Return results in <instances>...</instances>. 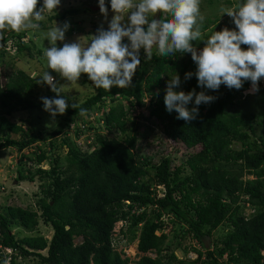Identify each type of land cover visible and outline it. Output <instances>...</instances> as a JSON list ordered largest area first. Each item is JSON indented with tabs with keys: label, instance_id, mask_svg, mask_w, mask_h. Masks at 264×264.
<instances>
[{
	"label": "trees",
	"instance_id": "16d2710c",
	"mask_svg": "<svg viewBox=\"0 0 264 264\" xmlns=\"http://www.w3.org/2000/svg\"><path fill=\"white\" fill-rule=\"evenodd\" d=\"M242 2L232 0L233 5ZM85 4L46 13L40 29L68 14L77 16ZM105 5L111 11L110 0ZM73 20L82 31L84 19ZM217 20L212 15L204 21L205 38L222 25L235 30L230 17L225 24ZM90 25L89 41L98 28L92 20ZM27 32L0 33V158L14 150L20 160L9 167L11 172L8 168L10 179L38 186L32 205L0 208V264H264V78L253 95L246 94L251 82L240 90L224 85L215 92L204 90L194 75L184 80L185 73L196 71L190 53L162 57L154 47L151 58L141 59L131 87H94L75 102L76 109L69 107L55 118V128H40L10 120L27 110L48 114L41 101L32 99L36 78L6 66L15 57L43 64L42 45ZM193 44L198 50L205 46ZM175 74L181 79L175 91L203 90L217 97L200 105L190 124L165 110L166 82ZM145 106L148 115H135ZM80 108L86 115H79ZM151 120L166 125L174 141L192 151L182 164L174 165L168 155L139 153V124ZM119 222L122 236L137 241L143 254L135 263L116 251L113 235ZM40 225L51 230L49 237L41 234ZM176 250L194 252L196 258H179Z\"/></svg>",
	"mask_w": 264,
	"mask_h": 264
},
{
	"label": "clouds",
	"instance_id": "9594fccd",
	"mask_svg": "<svg viewBox=\"0 0 264 264\" xmlns=\"http://www.w3.org/2000/svg\"><path fill=\"white\" fill-rule=\"evenodd\" d=\"M60 2L43 0L37 9L38 0H0V33L5 29L15 32L40 29L45 14H56ZM89 8L99 9L107 19L105 0H98V7ZM110 8L113 16L107 29L103 25L98 27L87 44H82L81 38L64 42L70 25L54 21V27L44 34L49 43L44 55L51 72L71 83H77L81 75L86 74L97 89H127L141 64V49L145 58H151L155 47L162 57L190 53L196 71L185 73L184 80L194 75L201 89L215 92L224 85L230 90H240L245 82H251L248 92L259 91V82L264 78V0H243L222 8L235 30L225 27L206 38L200 0H110ZM156 14L160 15L159 19L153 18ZM196 41H202L205 46L198 50L193 44ZM57 42H61L62 47H57ZM241 45H246L247 49H242ZM36 82L47 85L56 94L54 98H40L43 110L50 116V127L55 126V118L65 114L69 107H78L75 102L68 103L62 94L65 85L50 71L43 72ZM180 84L178 74L166 82L165 110L176 112V119L190 124L198 118L199 106L211 104L217 97L203 90L175 91ZM190 104L193 106L189 107ZM86 112L80 108L79 115L84 116Z\"/></svg>",
	"mask_w": 264,
	"mask_h": 264
},
{
	"label": "rangeland",
	"instance_id": "374dc122",
	"mask_svg": "<svg viewBox=\"0 0 264 264\" xmlns=\"http://www.w3.org/2000/svg\"><path fill=\"white\" fill-rule=\"evenodd\" d=\"M87 1L89 4H85L83 6V9L79 12V14L75 17H73L76 20H80L83 18L84 20L81 23L82 31H79L80 27L75 25L74 23L76 21L73 20L72 16L69 14L65 18L64 21H55L57 24H63L64 22H68L70 27L68 31L65 34V41L64 42H75L78 38H81L82 44H87L89 40L85 35V32L90 30V21L92 20L97 27H100L103 25L105 29L108 27V22L111 20L113 13L112 11H108V17L105 19L104 16L101 15L99 9H91L86 10L88 6H94L98 7V0H69L66 2H60V6L56 9L57 12L61 13L64 10H69L70 8L74 7L75 5L79 3H83ZM40 5H42L43 0H39ZM38 4V5H39ZM215 5H211L210 7L207 6L206 0H200V12L205 17V20L207 18H211L212 15L216 16L218 18V22L221 24H225V20L228 19L229 16L226 14H223L221 9L228 6H233L232 0H218L214 3ZM40 5L37 7V9L40 7ZM157 15V14H156ZM153 18L156 19V16ZM127 19V18H126ZM90 20V21H89ZM50 28L48 29H40V30H28L26 37H32L33 41H38L43 48V54L45 52V49L49 47L48 41L45 39V33L54 27V21L49 24ZM225 25L219 26V28H224ZM73 29V32L71 35L69 34V30ZM75 28V29H74ZM218 29V28H217ZM218 31H220L218 29ZM127 42V41H125ZM57 47H62L61 42H57ZM144 51L141 49L140 56L141 59H143ZM42 59V57H40ZM8 60V59H6ZM43 64H40L36 58L29 59L28 57H23L22 59H19L15 57L12 59L11 63L7 62L6 66L9 68H12L14 71L22 70L26 74L30 75L32 78L39 79L40 75L45 71H51L48 68L47 64V58L44 55ZM56 78V77H55ZM88 77L86 74H82L79 78L77 83H71L64 81L60 76L56 78L57 81H59L60 84H64L63 92L62 94L66 96L68 99H70L71 102H77L82 100L85 95H88L89 93L94 92V86L91 84V82L87 81ZM36 83V90L34 94L32 95V99L36 102L41 101V97H55V93H53L50 88L47 85H41ZM246 94H250L248 91ZM253 95V94H250ZM135 115H148V111L146 109V106L141 110H135ZM139 119V118H138ZM10 120L21 123V121H28L27 124L31 123L33 125L39 126L40 128L46 127V128H55L57 124V120L54 127H50L51 119L49 114H46L42 111L38 110H27V111H21L17 112L14 115L10 116ZM140 130H138V144L140 147V152L143 155L146 156H153L155 158H159L163 155H168L173 160L174 165H180L182 162L186 159V155L189 152L192 151H186V149L183 148L182 145H180L178 142L174 141L172 138V135L170 134L168 128L166 125H164L161 122H155L153 120L149 122H142L139 124ZM261 128L259 127L257 129V132ZM142 134H141V133ZM240 148L239 145L235 146V149ZM199 151V148H196L193 152ZM3 157L0 158V187H3L4 190H0V208L5 205H13V206H20L22 208H25L29 205L33 204L32 198L33 193L37 191L38 184H32L28 182H13V178L10 179V174L7 173V170L9 167L13 168L17 161L20 160V155L17 154L14 150L3 152ZM184 172H186L185 168L181 165ZM11 169L9 168V172ZM188 170V169H187ZM12 175V174H11ZM249 179L251 177L248 176ZM162 193V192H161ZM248 213V210H246V214ZM122 223H117L114 228V245L116 247V251L122 255L123 258H127L131 263H135L138 261L143 254L139 253L137 250V241L128 242V240L122 236L120 229L122 228ZM41 234H45L46 237H49L51 235V230L43 225H40L39 227ZM21 230V229H20ZM16 231V230H15ZM21 234H26L24 230L21 231ZM76 243L79 242V239L75 241ZM204 245L208 248L211 245V241L209 239L203 240ZM191 244V246L196 247L197 249H200V246L195 243V241L186 240V245ZM149 256H154L152 254H148ZM175 255L179 258H187L193 260L196 258V254L194 252H189L188 254L184 255L182 251L176 250ZM26 263V262H25ZM36 261H29L26 264H34Z\"/></svg>",
	"mask_w": 264,
	"mask_h": 264
},
{
	"label": "water",
	"instance_id": "95a60500",
	"mask_svg": "<svg viewBox=\"0 0 264 264\" xmlns=\"http://www.w3.org/2000/svg\"><path fill=\"white\" fill-rule=\"evenodd\" d=\"M93 9V8H92ZM66 228H68V227H66Z\"/></svg>",
	"mask_w": 264,
	"mask_h": 264
}]
</instances>
